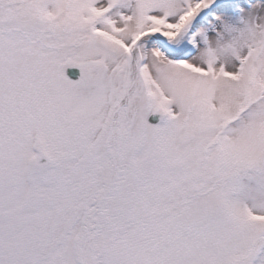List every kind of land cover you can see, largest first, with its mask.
I'll use <instances>...</instances> for the list:
<instances>
[{"label": "snow or ice", "instance_id": "snow-or-ice-1", "mask_svg": "<svg viewBox=\"0 0 264 264\" xmlns=\"http://www.w3.org/2000/svg\"><path fill=\"white\" fill-rule=\"evenodd\" d=\"M0 264H264V0H0Z\"/></svg>", "mask_w": 264, "mask_h": 264}]
</instances>
